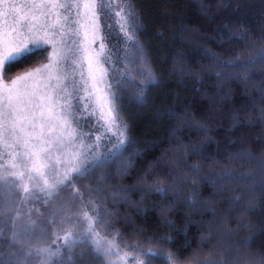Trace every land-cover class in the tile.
Instances as JSON below:
<instances>
[{
	"label": "trees",
	"instance_id": "trees-1",
	"mask_svg": "<svg viewBox=\"0 0 264 264\" xmlns=\"http://www.w3.org/2000/svg\"><path fill=\"white\" fill-rule=\"evenodd\" d=\"M134 5L137 18L135 39L144 50L148 66L161 81L160 86H152L144 91L146 102L137 101V91L130 85L117 90V105L119 115L128 128L130 138L129 151L124 155L132 156V168L128 176H121L116 165L105 166L88 172L87 175L74 179L65 187L72 188L78 180L87 181L89 191L85 195L87 209L94 216L99 211L101 216L109 219L96 224L98 235L106 243L115 245L114 252L119 250V256L127 253V264H165L168 253L178 254L180 264H197L206 258L220 260L226 250H231L232 259L237 255L232 247L234 241L253 239L250 251L264 254V194L259 185L262 177L257 170L256 162L251 165H240L239 162H229L227 158L229 141H235L240 146L252 151L257 160L264 150V76L258 69L250 74L248 84H243L237 77L241 73L222 69L211 62L206 53H211L219 60L227 62H247L250 58L264 52V0H127ZM104 18V17H103ZM105 19V18H104ZM113 25L109 46L112 48L117 40L118 25L115 17L105 19L104 24ZM243 37V39H240ZM121 49L123 45H119ZM177 53L184 59H174ZM123 52H121V55ZM46 51L39 49L28 59L13 67L7 76L27 70L45 59ZM118 65V64H117ZM124 72V65L118 67ZM131 76L137 86L144 77L140 74V61L128 64ZM181 68L184 69L183 73ZM222 74L217 80L216 73ZM191 73V74H189ZM114 74V73H113ZM115 75V74H114ZM114 85L118 83L113 79ZM218 93V94H217ZM207 94V96L205 95ZM179 97L178 100L174 99ZM207 97H211L209 100ZM224 100L221 103V100ZM175 104L178 109L188 108L191 116L206 124L207 133L193 130L189 124L181 125L179 135L184 144L194 142L204 145L207 159L191 157L190 164H202V175L209 172L222 174L224 166L238 168L237 174L253 173L257 187L251 189L248 183L240 182V186L225 189L223 193L212 200L210 205L218 213L220 228H213L212 243L202 239L208 234L209 225L217 218L201 207L190 208L183 197L167 213L166 219L175 224V229L168 228L161 220L159 207L167 204L155 192L143 197L138 189L162 182L165 185L178 184L167 172L185 179L188 187L192 185V177L183 169V149L172 133L180 123L167 116L157 115L161 110ZM212 111L209 112L208 109ZM239 121L233 128V118ZM232 129V131H229ZM211 136L209 142L206 137ZM115 138L110 143L101 145V154L113 146ZM180 149L181 156L174 155ZM139 152V156L134 153ZM219 160L220 163L215 161ZM103 175L111 176L110 180L100 179ZM143 178V180H141ZM70 186V187H69ZM195 187H200L199 184ZM47 197L37 192L32 199L21 205V193L14 189L0 186V208L5 203L14 202L19 209L18 225L34 222L38 232L46 229L48 236L46 244L54 248L59 244L56 239L57 223L60 215L65 212L64 202L68 195L65 189ZM118 188H127V199L119 198ZM205 196L212 191L203 189ZM116 198H113V197ZM245 202L254 198L256 210L249 211L246 203H234L236 197ZM15 217L16 213L12 212ZM200 222V223H197ZM185 225H188L185 234ZM11 223L5 224L0 218V230L10 235ZM160 236H169L172 243L160 245ZM138 250L133 251V248ZM186 245H190L186 247ZM203 245V247H201ZM154 251L161 255L149 257L143 252ZM73 264H108L103 255H97L90 245L76 246ZM83 253V255H79ZM118 256V257H119ZM114 255L111 257L112 264ZM64 259L68 258L65 250Z\"/></svg>",
	"mask_w": 264,
	"mask_h": 264
},
{
	"label": "snow or ice",
	"instance_id": "snow-or-ice-1",
	"mask_svg": "<svg viewBox=\"0 0 264 264\" xmlns=\"http://www.w3.org/2000/svg\"><path fill=\"white\" fill-rule=\"evenodd\" d=\"M112 16L118 25V35L122 33L123 39H118L108 49L106 41L112 38L113 25L106 23L107 31H102L101 18L111 19ZM136 21L134 5L127 0H0V156L8 158L7 165L0 164V186L18 190L22 194L21 205L37 192L51 197L61 190L60 186L65 182H72L70 177H83L97 168L115 164L121 176L129 175L133 166L132 156L126 157L124 154L129 151L131 141L127 125L119 115L116 92L113 91V85L107 82L108 70L104 64L112 65L115 74L112 79L118 81L116 89L132 86L141 104L146 102L145 89L160 86L161 81L148 66L144 50L135 39ZM97 44L98 48L94 47ZM119 45L124 47L121 49ZM49 48L51 51L46 56V63L18 73L10 82L5 81L7 72L31 57L35 50L46 51ZM206 55L218 67L241 73L237 78L243 84L249 83L250 74L257 69L264 76V52L247 62L225 63L211 53ZM137 58L140 61V74L144 77L139 86L128 68V64ZM174 59L182 61L184 57L177 53ZM117 64L124 65L123 73L116 67ZM216 78L222 79V74L217 72ZM174 99L178 100L179 97ZM157 115L180 122L172 135L180 141V149L184 151L182 155L178 149L174 155H182L184 172L192 177L194 186L186 193V178L181 179L167 172L166 175L179 183L165 185L156 182L138 191L143 197L155 192L162 201H168L158 207L161 220L170 229H175V224L167 220L166 215L185 196H188L185 201L188 207H201L209 211L217 219L209 225L208 234L202 239L211 244V230L223 225L219 222L217 211L211 207L210 200L221 195L225 189L239 187L240 182L251 181L248 187L255 189L257 184L253 173L237 174L238 168L224 166L222 174L209 172L203 176L202 164H190L189 159H207L204 145L194 142L184 144L179 132L182 131L181 125L187 123L193 130L207 133L209 129L206 124L191 116L188 108L180 110L175 104ZM90 118H95L96 127L89 126L87 131H83L81 121L91 125ZM238 123L234 117L233 128ZM93 132L100 134L95 136L94 142L86 144ZM105 137L109 140L114 137L115 140L113 146L101 154V141ZM206 139L209 142L213 140L211 136ZM243 145V139L239 147L235 141H229V149L237 150L227 152L228 161L239 162L241 166L256 162L262 177L259 187L264 194V150L257 160L256 155ZM134 155L139 156L140 153ZM215 162L220 163L219 160ZM100 179L110 180L111 176L103 175ZM197 184L200 187H195ZM205 188L212 189L207 197L203 190ZM117 191L120 193L119 198L126 200L130 189L118 188ZM234 203H246L249 211L256 210L254 198L245 202L238 196ZM12 212L16 213L15 217L10 215ZM0 218L5 224L10 222L12 225L10 235L6 236L0 230V264H73L74 250L78 245H90L97 255L107 259L108 264H112L113 255L119 256V250L114 252L115 245L102 244L93 239L96 235L94 225L106 223L109 219L101 216L99 211L94 216L83 212L87 227L76 232L68 228L62 237L63 244L55 248L51 245L42 246L46 244L48 232L46 229L37 232L30 218L29 223L18 225L20 212L14 202L5 203L0 208ZM187 227L185 225V234ZM54 235L57 240L61 239L58 233ZM253 239L255 237L232 243L237 253L242 250L244 253L235 259H232L231 250H226L225 258L216 260L209 257L197 264H264V254L250 251ZM157 243L165 245L172 241L169 236H160ZM138 247H134L133 251L138 250ZM65 250L67 259L63 258ZM141 254L149 257L161 255L154 251ZM164 259L165 264H180V257L175 253H168ZM121 264H127V253L121 258Z\"/></svg>",
	"mask_w": 264,
	"mask_h": 264
},
{
	"label": "rangeland",
	"instance_id": "rangeland-1",
	"mask_svg": "<svg viewBox=\"0 0 264 264\" xmlns=\"http://www.w3.org/2000/svg\"><path fill=\"white\" fill-rule=\"evenodd\" d=\"M115 10H119V9H115ZM104 18L102 17L101 18V29L102 31H107V29L105 28V24H104ZM106 46L108 49H111V47L109 46V41H106ZM94 47H97L98 48V44L95 45ZM51 49H47L46 50V56L48 55V52H50ZM46 56H45V59L40 62L39 64L27 69V70H30L34 67H37L39 66L40 64L42 63H46ZM104 67L108 70V80L107 82L112 84L113 85V91H115V85L113 83V70H112V65L110 64H104ZM116 67H120V64L116 65ZM27 70H24V71H21V72H17L11 76H5V81L6 82H10V80L12 78H15V76L18 74V73H23ZM116 92V91H115ZM117 103V101H116ZM91 119V125H88L85 121H81V127H82V130L83 131H87L88 130V127L91 126L93 128L96 127V123H95V118H90ZM101 132L103 131V129L100 130ZM100 134L99 132H93L92 133V138L91 140H88L86 141V144H89V143H92L95 141V136ZM113 138V137H112ZM111 138V140H112ZM108 137H105L102 141H101V145L105 144V143H110ZM0 164H3V165H7L8 164V158L6 156H0ZM70 179L73 181L74 179L76 178H73V177H70ZM68 182H65L63 185H61L60 187L64 188L65 189V194L68 195L67 198H66V201L64 202V205H63V209L65 208V212L60 215L59 219H58V223H57V232L61 239L58 240V245H62L63 244V235L66 233V230L68 228H72L74 232L76 231H83L84 228L87 227V224L86 222L83 220V212L87 211L89 213L90 216H93L92 212L90 210L87 209V206H86V201L84 199L85 195L87 194V191H89V188L86 186L87 184V181H84L83 179L82 180H78V182L73 186L75 187H72V188H68V187H65L66 184ZM70 187V186H69ZM16 190V189H14ZM16 192L19 193L18 190H16ZM84 196V197H83ZM81 225H83V227H80ZM95 226V229H96V235L93 236V239L94 240H99L102 244L106 243L104 242V240H102V238L97 234L98 233V229L96 227V224L94 225ZM113 263L114 261L115 262H118L119 261V264H121V256H116L114 255L113 257ZM112 260V259H111Z\"/></svg>",
	"mask_w": 264,
	"mask_h": 264
}]
</instances>
